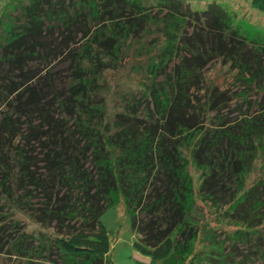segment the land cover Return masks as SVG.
Here are the masks:
<instances>
[{"label": "trees", "instance_id": "obj_1", "mask_svg": "<svg viewBox=\"0 0 264 264\" xmlns=\"http://www.w3.org/2000/svg\"><path fill=\"white\" fill-rule=\"evenodd\" d=\"M156 3L165 18L189 25L148 62L140 97L124 99L110 119L100 53L116 56L119 39L150 23L145 2L5 5L0 264H112L100 216L121 203L137 233L133 246L161 264H264V35L244 36L216 2L200 11L183 0ZM251 5L264 10V0ZM213 57L234 70L240 89L201 85ZM256 159L262 170L246 186ZM189 161L201 172L197 192ZM194 193L232 227L198 231ZM16 211L39 228L26 231Z\"/></svg>", "mask_w": 264, "mask_h": 264}, {"label": "rangeland", "instance_id": "obj_2", "mask_svg": "<svg viewBox=\"0 0 264 264\" xmlns=\"http://www.w3.org/2000/svg\"><path fill=\"white\" fill-rule=\"evenodd\" d=\"M9 0H0V17L6 8ZM147 5L149 15L153 18L137 36H127L118 40L116 56L110 52H101L103 59L100 65V79L103 85V100L106 113L116 112L122 108L123 100L139 98L142 81L147 80L145 68L150 60H155L158 54L164 50L168 51L169 46L174 47L179 42V35L185 30L189 23L183 18H165L166 7L160 8L156 0H143ZM191 10L200 11L207 7L209 2L218 3L228 14L231 24L241 33L250 38H259L264 35V10L251 5V0H183ZM182 9V8H181ZM8 10V9H7ZM170 11V9H169ZM12 11L10 15L13 13ZM169 13V12H168ZM164 17V19L161 18ZM90 23V22H89ZM88 23V24H89ZM191 25V24H190ZM190 28V27H189ZM192 29V28H191ZM54 38V34L51 35ZM264 37V36H263ZM113 50V49H112ZM177 50V48H176ZM175 50V51H176ZM111 51V50H108ZM178 51V50H177ZM174 55V54H173ZM174 58V57H173ZM172 59L171 62H173ZM204 80L201 85H216L219 89L234 90L240 89L241 83L234 79L229 66L221 61L220 57H213L202 67ZM253 97V94H252ZM230 106L224 110L228 112ZM231 110V109H230ZM212 114V113H210ZM209 114V115H210ZM237 114L234 110L231 116ZM112 117H109V119ZM204 124L211 122L208 115L204 116ZM264 162V155H261ZM260 160L256 159L251 165L250 171L246 174V186L250 185L262 167ZM189 173L192 178L194 191L197 192L201 172L189 161ZM195 194V205L191 210L194 216L195 225L199 229L202 225L219 229V227L231 228L232 224H227L223 214L213 208L208 202L202 201L198 193ZM14 216L20 220L26 231H35L39 228L32 218L25 212L16 211ZM105 228L108 244V256L112 264H161L160 259H155L149 255L142 254L134 246L133 241L137 238V233L132 230L127 213L123 209V204H116L107 207L100 216ZM223 229V228H222ZM196 248L201 246L194 244ZM201 256L202 249L198 248Z\"/></svg>", "mask_w": 264, "mask_h": 264}]
</instances>
